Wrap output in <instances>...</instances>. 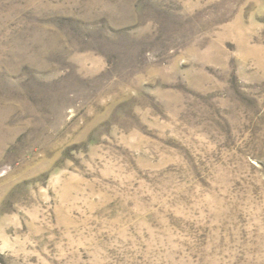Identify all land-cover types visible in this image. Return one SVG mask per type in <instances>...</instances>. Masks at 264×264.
<instances>
[{"label": "rangeland", "instance_id": "rangeland-1", "mask_svg": "<svg viewBox=\"0 0 264 264\" xmlns=\"http://www.w3.org/2000/svg\"><path fill=\"white\" fill-rule=\"evenodd\" d=\"M0 264H264V0H0Z\"/></svg>", "mask_w": 264, "mask_h": 264}]
</instances>
